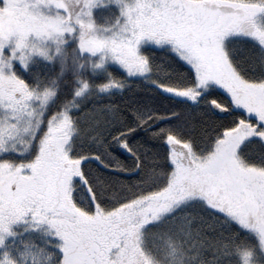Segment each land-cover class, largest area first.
I'll return each instance as SVG.
<instances>
[{
  "label": "snow or ice",
  "instance_id": "1",
  "mask_svg": "<svg viewBox=\"0 0 264 264\" xmlns=\"http://www.w3.org/2000/svg\"><path fill=\"white\" fill-rule=\"evenodd\" d=\"M0 264H264V0H0Z\"/></svg>",
  "mask_w": 264,
  "mask_h": 264
}]
</instances>
